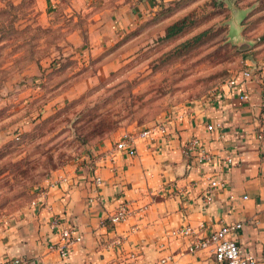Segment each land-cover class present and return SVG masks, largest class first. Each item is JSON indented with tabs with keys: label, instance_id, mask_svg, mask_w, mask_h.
<instances>
[{
	"label": "rangeland",
	"instance_id": "rangeland-1",
	"mask_svg": "<svg viewBox=\"0 0 264 264\" xmlns=\"http://www.w3.org/2000/svg\"><path fill=\"white\" fill-rule=\"evenodd\" d=\"M45 1L0 0V227L103 139L211 102L244 62L255 74L264 62V0H154L92 59L93 16L123 0Z\"/></svg>",
	"mask_w": 264,
	"mask_h": 264
},
{
	"label": "crops",
	"instance_id": "crops-1",
	"mask_svg": "<svg viewBox=\"0 0 264 264\" xmlns=\"http://www.w3.org/2000/svg\"><path fill=\"white\" fill-rule=\"evenodd\" d=\"M51 1L41 3V9L51 7ZM153 1L103 6L86 31L88 58L100 55L101 46L131 25L136 9L155 8ZM110 65L99 61L95 76L102 77ZM257 76L244 82L239 73L236 85L221 86L213 101L173 111L166 136L152 144L137 138L134 156L118 153L111 160L106 154L125 131L120 130L80 161L54 171L34 204L0 227V264L13 258L26 264H159L163 257L171 264H222L209 248L189 252L191 238L172 232L189 226L202 237L236 222L242 227L228 237L256 264H264V62ZM242 90L249 94L246 102L238 97ZM218 122L215 130L206 129ZM194 138L198 146L189 150ZM203 152L210 157L197 162L195 156ZM227 156L231 164L224 162ZM97 163L102 183L95 188ZM212 177L224 181V187L210 190ZM122 203L130 213L112 224L108 216ZM53 217L82 235L65 258L49 247L60 228L51 227Z\"/></svg>",
	"mask_w": 264,
	"mask_h": 264
},
{
	"label": "built area",
	"instance_id": "built-area-1",
	"mask_svg": "<svg viewBox=\"0 0 264 264\" xmlns=\"http://www.w3.org/2000/svg\"><path fill=\"white\" fill-rule=\"evenodd\" d=\"M248 61L244 62L243 68L240 71L241 80L248 81L253 80L258 77V73L260 71V67H258L257 74H255L254 70L251 66H249ZM257 67V66H255ZM262 83V92L264 95V76H260ZM227 84L230 86L236 85V76H232ZM238 97L241 101L246 102L249 99V94L242 90ZM214 98V97H213ZM204 102H210L208 100H204ZM181 116V114H180ZM173 117V113L166 114L160 121L148 126L144 129L138 131L125 130L120 135L119 139L116 141L113 149L107 151L106 154L111 157V160L118 153H124L128 156H134L136 154L135 141L137 138H141L146 140L149 144L153 143L159 136L165 137L167 134V122ZM221 124L208 123L206 125V129L208 131L215 130L216 127H220ZM198 139L194 138L188 144V149L193 150L198 146ZM210 155L207 152H203L197 154L195 156L197 162H202L209 158ZM100 161V160H99ZM224 162L227 164L232 163V158L227 156L224 158ZM99 164L93 166V179L92 184L95 188L102 183V177L98 171ZM210 190H214L217 188L224 187V181L219 178L212 177L209 180ZM210 199V196L207 197ZM130 213L128 206L125 203L120 204L109 216L108 220L112 224H116L118 222L126 220ZM51 227H60L58 230V240L55 244L50 245V249L57 251L61 258H65L67 256L68 250L74 245L78 244L82 240L81 233L77 232L73 226L71 225H63V221L59 217H53L50 221ZM199 227H203L200 225ZM242 227L240 222L231 223L221 225L218 229L214 230L210 234L206 236L200 237L196 235L195 232L191 229V227L186 226L184 228H180L172 232L173 236H182V237H190L191 243L188 245L189 252H196L199 250H204L209 248L215 260L222 264H256V258L249 253L241 252L239 246L236 241L230 239L228 237L229 233L236 232L238 229ZM4 264H26V261L21 258H13L6 260ZM159 264H171V259L169 257H163L159 260Z\"/></svg>",
	"mask_w": 264,
	"mask_h": 264
},
{
	"label": "trees",
	"instance_id": "trees-1",
	"mask_svg": "<svg viewBox=\"0 0 264 264\" xmlns=\"http://www.w3.org/2000/svg\"><path fill=\"white\" fill-rule=\"evenodd\" d=\"M182 25H179V24H177V23H174V24H172V25H170L168 28H167V30H166V34H165V37L166 38H170V37H172V36H174L175 34H177L180 30H182ZM111 129V127H109V130ZM105 130V129H104ZM104 130H101L100 132H95V131H92L91 133L92 134H95V135H100V134H103L104 133ZM113 131V130H112ZM112 131H109V132H107V133H110V132H112ZM106 133V132H105ZM104 133V134H105ZM106 133V134H107Z\"/></svg>",
	"mask_w": 264,
	"mask_h": 264
}]
</instances>
